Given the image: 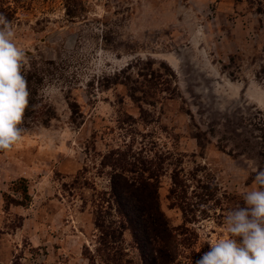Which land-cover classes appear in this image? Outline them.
<instances>
[{"label": "rangeland", "instance_id": "374dc122", "mask_svg": "<svg viewBox=\"0 0 264 264\" xmlns=\"http://www.w3.org/2000/svg\"><path fill=\"white\" fill-rule=\"evenodd\" d=\"M0 13L35 91L22 141L0 152V264H140L129 232L116 237L112 169L153 173L178 264L228 238L249 161L264 167V0H0Z\"/></svg>", "mask_w": 264, "mask_h": 264}, {"label": "clouds", "instance_id": "9594fccd", "mask_svg": "<svg viewBox=\"0 0 264 264\" xmlns=\"http://www.w3.org/2000/svg\"><path fill=\"white\" fill-rule=\"evenodd\" d=\"M29 68L28 56L15 43L13 22L0 13V152L12 150L23 139ZM249 164L254 186L242 194L245 207L228 212V238L210 244L195 264H264V167L254 160Z\"/></svg>", "mask_w": 264, "mask_h": 264}, {"label": "trees", "instance_id": "16d2710c", "mask_svg": "<svg viewBox=\"0 0 264 264\" xmlns=\"http://www.w3.org/2000/svg\"><path fill=\"white\" fill-rule=\"evenodd\" d=\"M30 75L29 73L26 75L30 97L22 128L27 126L26 118L30 115V106L34 104L32 97L35 96V91L32 82H30ZM114 154L117 155L115 152L108 154V159ZM119 165H121L120 162L111 158L110 167H119ZM144 173H148V177L137 173L136 177L127 178L121 171L111 170L109 175L110 192L116 212L121 218V222L117 226L119 232L116 237L120 239L123 230L129 232L132 243L138 252L140 264H178L180 244L175 231L168 226L159 209L156 178H153V173L148 169H145ZM173 183L175 182L173 181ZM171 193L173 194L174 190Z\"/></svg>", "mask_w": 264, "mask_h": 264}]
</instances>
